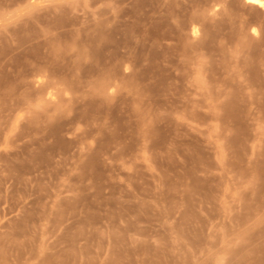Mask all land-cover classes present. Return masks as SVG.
<instances>
[{"label": "rangeland", "instance_id": "1", "mask_svg": "<svg viewBox=\"0 0 264 264\" xmlns=\"http://www.w3.org/2000/svg\"><path fill=\"white\" fill-rule=\"evenodd\" d=\"M0 0V264H264V0Z\"/></svg>", "mask_w": 264, "mask_h": 264}, {"label": "bare ground", "instance_id": "2", "mask_svg": "<svg viewBox=\"0 0 264 264\" xmlns=\"http://www.w3.org/2000/svg\"><path fill=\"white\" fill-rule=\"evenodd\" d=\"M246 3L254 4V5H261L260 0H244Z\"/></svg>", "mask_w": 264, "mask_h": 264}]
</instances>
